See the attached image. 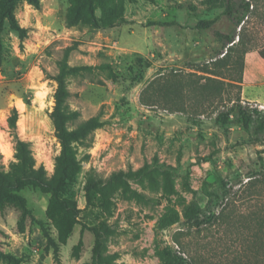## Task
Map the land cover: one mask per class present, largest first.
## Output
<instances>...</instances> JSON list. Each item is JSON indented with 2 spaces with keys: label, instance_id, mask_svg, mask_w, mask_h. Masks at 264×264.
<instances>
[{
  "label": "rangeland",
  "instance_id": "rangeland-1",
  "mask_svg": "<svg viewBox=\"0 0 264 264\" xmlns=\"http://www.w3.org/2000/svg\"><path fill=\"white\" fill-rule=\"evenodd\" d=\"M250 2L237 27L222 0H18L26 38L0 23L1 164L17 162V109L16 134L54 177L59 81L67 130L94 128L71 143L74 209L33 187L20 193L27 212L0 208V264H95L99 246L112 264H163L165 248L194 264H264V132L237 111L219 119L239 102L264 111L245 95L246 71L264 69V0ZM234 31L229 52L215 33Z\"/></svg>",
  "mask_w": 264,
  "mask_h": 264
},
{
  "label": "trees",
  "instance_id": "trees-1",
  "mask_svg": "<svg viewBox=\"0 0 264 264\" xmlns=\"http://www.w3.org/2000/svg\"><path fill=\"white\" fill-rule=\"evenodd\" d=\"M35 5H38L39 0H32ZM218 2L219 0H213ZM18 0H0V23L8 21L11 28L20 36L21 40L26 38L27 31L20 26L14 14ZM225 7L224 15L227 16L237 27L241 26L245 19L252 12V4L250 0H222ZM216 19L202 20L198 22L196 28L198 30L211 29L216 24ZM215 36L224 44V47L229 48V52L237 47L238 43L242 42V36L237 35L234 31L230 34L216 32ZM237 37L239 42H236ZM259 56L264 59V48L258 51ZM227 55L224 56V58ZM237 82L242 83V79ZM59 89L56 94L57 106L53 114V124L59 134V138L63 143V153L58 159L57 172L53 178L49 179L43 166L37 167V162L33 156L29 142L23 141L16 134L19 113L17 109H13L11 116L8 118V124L15 140V159L11 169L7 171L0 162V208H4L8 204L18 206L23 212H27L26 200L20 193L28 188H40L53 195L52 206L55 204H65L66 209L71 208L66 199H70L71 184L79 173V165L74 157L71 148V143L85 139L90 133L92 122H87L76 131L69 132L66 127L67 115L64 112V102L67 96L64 83L59 81ZM31 105L30 101H27ZM237 111L243 120L244 126L249 128L254 121H259L264 132V111L258 108H251L250 105H243L241 102L235 103L234 106L219 114V119L223 124H228L231 113ZM91 189L88 187V194ZM193 225L200 228L209 220L200 218L199 215L193 214L189 218ZM100 246L95 249V264H112L107 258L101 255ZM163 264H194V262L185 256L184 251H176L172 248H165L162 252Z\"/></svg>",
  "mask_w": 264,
  "mask_h": 264
},
{
  "label": "crops",
  "instance_id": "crops-1",
  "mask_svg": "<svg viewBox=\"0 0 264 264\" xmlns=\"http://www.w3.org/2000/svg\"><path fill=\"white\" fill-rule=\"evenodd\" d=\"M245 95L247 100L253 103L264 104V88L259 87L258 82L264 79V69L253 67L251 71L245 73Z\"/></svg>",
  "mask_w": 264,
  "mask_h": 264
}]
</instances>
